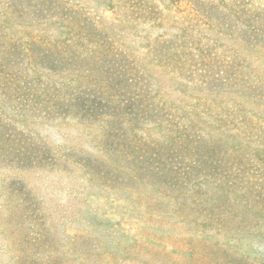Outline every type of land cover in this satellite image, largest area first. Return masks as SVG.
<instances>
[{"label": "rangeland", "instance_id": "rangeland-1", "mask_svg": "<svg viewBox=\"0 0 264 264\" xmlns=\"http://www.w3.org/2000/svg\"><path fill=\"white\" fill-rule=\"evenodd\" d=\"M0 264H264V0H0Z\"/></svg>", "mask_w": 264, "mask_h": 264}]
</instances>
